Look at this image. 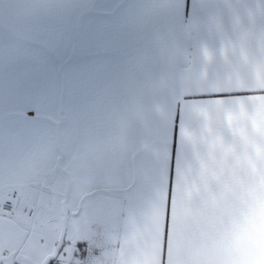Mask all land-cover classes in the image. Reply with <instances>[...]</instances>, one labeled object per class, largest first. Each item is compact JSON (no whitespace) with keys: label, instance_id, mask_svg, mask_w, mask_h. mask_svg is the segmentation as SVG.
<instances>
[{"label":"snow or ice","instance_id":"1","mask_svg":"<svg viewBox=\"0 0 264 264\" xmlns=\"http://www.w3.org/2000/svg\"><path fill=\"white\" fill-rule=\"evenodd\" d=\"M0 264H264V0H0Z\"/></svg>","mask_w":264,"mask_h":264}]
</instances>
